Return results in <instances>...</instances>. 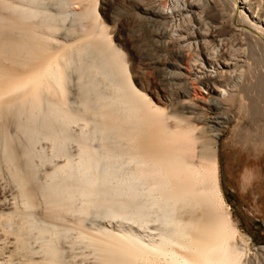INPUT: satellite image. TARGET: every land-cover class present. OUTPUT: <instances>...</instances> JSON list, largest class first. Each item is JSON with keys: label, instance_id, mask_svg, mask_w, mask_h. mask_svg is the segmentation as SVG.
<instances>
[{"label": "bare ground", "instance_id": "obj_1", "mask_svg": "<svg viewBox=\"0 0 264 264\" xmlns=\"http://www.w3.org/2000/svg\"><path fill=\"white\" fill-rule=\"evenodd\" d=\"M97 1L0 0V170L18 195L10 211L0 212V230L13 239L8 259L15 253L35 264H76L77 256L91 264H243L219 186L218 132L205 135L189 118L167 114L132 83L128 62L98 21ZM227 1L234 11L240 3L239 20L257 29L251 44L264 55L262 0ZM71 5L83 7L71 11L79 28L65 29L60 39ZM208 34L178 37L204 56L209 67L193 87L214 94L218 106L232 101L219 77L235 74L238 55ZM11 118L22 140L6 130ZM250 175H242L244 184ZM88 216L106 221L86 224Z\"/></svg>", "mask_w": 264, "mask_h": 264}, {"label": "rangeland", "instance_id": "obj_2", "mask_svg": "<svg viewBox=\"0 0 264 264\" xmlns=\"http://www.w3.org/2000/svg\"><path fill=\"white\" fill-rule=\"evenodd\" d=\"M191 1L194 5L193 8L189 9L187 6L181 5L182 0H98L96 12L98 13V21L102 24L107 37L109 36L111 44L113 43L115 46L112 45L122 52L128 62L130 78L136 87L141 89L152 102L161 104L167 114H176L189 118L191 122L205 131V135L209 136L214 132H218L215 146L219 186L224 202L229 207L230 219L240 236V238L237 236L234 242L244 248L243 264H264V75L259 74L258 71H264V55L262 49L255 47L257 48L256 50L250 40L251 37L254 38L258 35V32L248 21L240 22L242 19L239 18L241 16L240 3H238L237 9L234 11L231 9L232 6L230 7L232 4L227 0ZM236 1L239 2L240 0ZM263 3L264 0H262L261 4L264 5ZM155 7L171 10L170 16L162 19L153 14L151 10ZM184 7H186L185 10ZM257 7L253 2L252 11L256 12L259 9L260 12L261 8ZM82 8L81 5L77 7H72L71 5L69 7L71 10H69L70 12L67 13L65 20L62 22L58 34V37H61L60 39L64 37L65 29L67 28H74L77 31L79 26L72 21L73 12ZM194 15L198 16V18ZM237 19L240 20L237 21ZM207 28L209 33L207 38H212V43L215 44L219 38L223 39L224 44L227 45L225 46L226 51L229 54L237 52L239 57H235L237 58L234 68L235 77L234 75L229 78L219 77V80L223 82H220L223 88L233 94L231 96L232 101L222 100L223 104L218 106L210 101L214 94L207 89L205 90V88L201 87V89L200 86H197V88L193 87L196 82L194 78L200 76L204 68L209 67L204 62V56L201 53H195L193 47H189L190 45L193 46L189 40L178 37L181 31L182 33L191 31L206 33ZM220 31L223 33L220 34ZM249 32L252 34L251 36ZM68 38L70 39V37ZM175 44L181 46L177 47ZM180 50L184 53L186 52L187 56L180 57L178 55ZM183 74L187 76L185 77ZM260 76H263L261 77L263 81ZM236 80L238 83L234 87L233 81ZM69 86L71 87L70 93H72L74 90L73 85L69 84ZM234 88L235 90H233ZM72 95L73 93L67 95L68 100L71 102L74 100ZM186 97H189L188 100H186ZM205 98H207L208 102L204 101L206 100ZM14 122L15 120L13 121L12 118L6 120L5 128L6 130L9 129L11 134L16 136L18 134L17 137L19 138L20 136L22 140V134L19 133L20 131L18 132ZM6 130L5 132L8 133ZM45 168L48 167L45 166ZM248 170L251 172L250 179L247 184H244L242 175ZM16 189L6 171L1 168L0 212H7L12 209L13 200L15 199L16 202L18 199ZM91 217L93 216L87 217L86 224L96 219V221H106L96 217L91 219ZM116 221L113 220L111 223L115 224ZM12 248V236L4 238L0 230V262L2 264H35L34 261L22 256V254L15 255L14 253L15 256L12 255L9 260ZM65 250L67 253L68 250L66 248ZM80 257H76V261H78L76 264H91V258H86L85 260Z\"/></svg>", "mask_w": 264, "mask_h": 264}]
</instances>
